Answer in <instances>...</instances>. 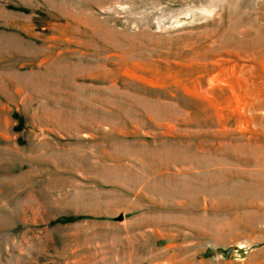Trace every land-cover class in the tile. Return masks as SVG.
<instances>
[{"label": "rangeland", "instance_id": "obj_1", "mask_svg": "<svg viewBox=\"0 0 264 264\" xmlns=\"http://www.w3.org/2000/svg\"><path fill=\"white\" fill-rule=\"evenodd\" d=\"M0 264H264V0H0Z\"/></svg>", "mask_w": 264, "mask_h": 264}, {"label": "water", "instance_id": "obj_2", "mask_svg": "<svg viewBox=\"0 0 264 264\" xmlns=\"http://www.w3.org/2000/svg\"><path fill=\"white\" fill-rule=\"evenodd\" d=\"M123 220V217L121 216L118 221H122ZM232 253V250L229 249L227 252H226V260H228L230 258V255Z\"/></svg>", "mask_w": 264, "mask_h": 264}]
</instances>
